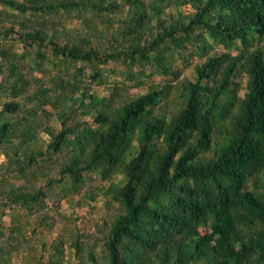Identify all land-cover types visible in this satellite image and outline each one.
Returning a JSON list of instances; mask_svg holds the SVG:
<instances>
[{
  "label": "trees",
  "instance_id": "16d2710c",
  "mask_svg": "<svg viewBox=\"0 0 264 264\" xmlns=\"http://www.w3.org/2000/svg\"><path fill=\"white\" fill-rule=\"evenodd\" d=\"M0 264H264V0H0Z\"/></svg>",
  "mask_w": 264,
  "mask_h": 264
},
{
  "label": "rangeland",
  "instance_id": "374dc122",
  "mask_svg": "<svg viewBox=\"0 0 264 264\" xmlns=\"http://www.w3.org/2000/svg\"><path fill=\"white\" fill-rule=\"evenodd\" d=\"M62 212L67 217L73 216V218L77 220L78 225L84 228L86 231L96 229L97 226L101 225L103 221L102 219L106 216V211L101 204L89 205L80 198H77L76 201L71 204H67L66 202L63 203ZM6 220L7 223H9V218ZM67 222L68 220L63 219L61 225Z\"/></svg>",
  "mask_w": 264,
  "mask_h": 264
}]
</instances>
